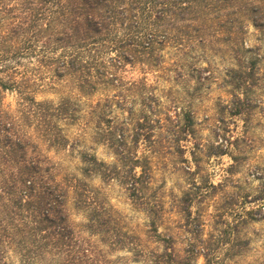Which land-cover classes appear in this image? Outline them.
I'll list each match as a JSON object with an SVG mask.
<instances>
[{
  "label": "rangeland",
  "instance_id": "1",
  "mask_svg": "<svg viewBox=\"0 0 264 264\" xmlns=\"http://www.w3.org/2000/svg\"><path fill=\"white\" fill-rule=\"evenodd\" d=\"M243 25L249 50L239 90L227 83L226 68L236 60L224 46L205 51V57L199 49L184 54L164 46L161 67H126L118 73L122 88L89 96L64 80L35 88L36 99L69 97L76 105V118L62 124L67 146L45 150L61 176L82 177L81 152L117 163L99 141L111 128L124 137L126 164L129 157L139 158L135 170L142 172L143 187L137 198L119 179H86L84 206L95 204L114 226L105 236L123 242L113 248L89 237L107 264H152L165 246L171 256L157 264H264V26L248 19ZM129 82L139 84L126 89ZM5 102L13 104L12 95ZM134 134L140 138L136 144ZM120 167L121 176L128 167ZM73 198L70 192L68 212L78 228L85 211Z\"/></svg>",
  "mask_w": 264,
  "mask_h": 264
},
{
  "label": "trees",
  "instance_id": "2",
  "mask_svg": "<svg viewBox=\"0 0 264 264\" xmlns=\"http://www.w3.org/2000/svg\"><path fill=\"white\" fill-rule=\"evenodd\" d=\"M244 19L262 28L264 0H0V264H107L89 237L113 248L123 242L105 236L114 226L95 204L84 206L86 179H119L133 198L142 194L139 158L129 157L126 164L124 137L112 128L99 141L117 163L81 152L82 177L61 176L45 150L67 146L62 124L76 118V105L69 97L36 99L35 88L64 80L89 96L122 88L118 73L126 67L158 69L164 46L184 54L199 49L204 57L224 46L236 60L226 68L232 78L227 83L239 90L249 50ZM138 84L129 82L126 89ZM7 94L13 104L5 102ZM144 117L136 118L138 125ZM139 139L132 137L135 144ZM123 165L128 168L120 176ZM70 192L85 211L78 228L69 218ZM166 247L152 264L167 261Z\"/></svg>",
  "mask_w": 264,
  "mask_h": 264
}]
</instances>
